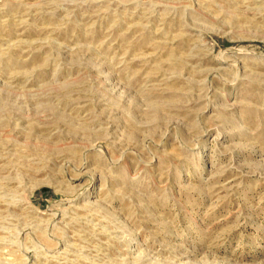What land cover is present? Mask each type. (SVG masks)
<instances>
[{
  "label": "rangeland",
  "instance_id": "obj_1",
  "mask_svg": "<svg viewBox=\"0 0 264 264\" xmlns=\"http://www.w3.org/2000/svg\"><path fill=\"white\" fill-rule=\"evenodd\" d=\"M0 264H264V0H0Z\"/></svg>",
  "mask_w": 264,
  "mask_h": 264
},
{
  "label": "bare ground",
  "instance_id": "obj_2",
  "mask_svg": "<svg viewBox=\"0 0 264 264\" xmlns=\"http://www.w3.org/2000/svg\"><path fill=\"white\" fill-rule=\"evenodd\" d=\"M13 183V182H12Z\"/></svg>",
  "mask_w": 264,
  "mask_h": 264
}]
</instances>
